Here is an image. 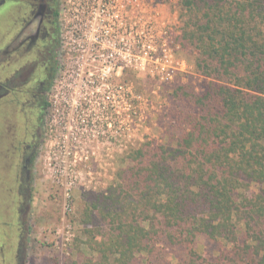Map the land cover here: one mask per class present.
<instances>
[{"label": "trees", "instance_id": "16d2710c", "mask_svg": "<svg viewBox=\"0 0 264 264\" xmlns=\"http://www.w3.org/2000/svg\"><path fill=\"white\" fill-rule=\"evenodd\" d=\"M180 4L208 84L177 89L163 141L132 149L87 198L84 243L97 256L80 264H264V0Z\"/></svg>", "mask_w": 264, "mask_h": 264}, {"label": "rangeland", "instance_id": "374dc122", "mask_svg": "<svg viewBox=\"0 0 264 264\" xmlns=\"http://www.w3.org/2000/svg\"><path fill=\"white\" fill-rule=\"evenodd\" d=\"M135 11V61L126 58L112 69L106 85L96 77L83 80L84 70L98 76L108 69L98 64L86 69L79 48L70 47L69 64L61 57L47 96L29 198L17 190L18 182L0 180V241L6 238L1 255L11 264L14 255L15 264L95 258L81 222L87 198L112 186L132 149L163 141L166 127L179 117L177 89L202 93L208 84L196 70V52L183 41L180 0H137ZM211 247L201 244L199 250Z\"/></svg>", "mask_w": 264, "mask_h": 264}, {"label": "flooded vegetation", "instance_id": "af4514ba", "mask_svg": "<svg viewBox=\"0 0 264 264\" xmlns=\"http://www.w3.org/2000/svg\"><path fill=\"white\" fill-rule=\"evenodd\" d=\"M62 3L0 0V180L18 182L19 188L15 187L25 190L28 198L32 161L42 137L44 104L48 109L47 96L59 70L55 71V59L63 57L59 14L55 18ZM5 239L3 234L0 264H11L1 255ZM14 260L15 255L12 264Z\"/></svg>", "mask_w": 264, "mask_h": 264}, {"label": "built area", "instance_id": "2783aa9c", "mask_svg": "<svg viewBox=\"0 0 264 264\" xmlns=\"http://www.w3.org/2000/svg\"><path fill=\"white\" fill-rule=\"evenodd\" d=\"M136 2L137 0H67L64 7L66 13H59L61 54L64 60L70 63V47L79 48V62L86 69L94 64L108 69L103 74H97L98 76L90 70H87V74L84 70L83 75L87 77L83 80L96 77L97 82L106 85L112 79V69L124 64L126 58H130L131 63L135 61ZM125 17L129 18L126 20L127 25L124 23ZM105 69L101 67V70ZM117 91L119 92V88Z\"/></svg>", "mask_w": 264, "mask_h": 264}]
</instances>
